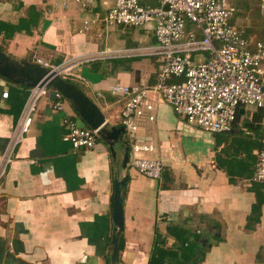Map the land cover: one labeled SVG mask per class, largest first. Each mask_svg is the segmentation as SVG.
<instances>
[{"label":"crops","instance_id":"obj_1","mask_svg":"<svg viewBox=\"0 0 264 264\" xmlns=\"http://www.w3.org/2000/svg\"><path fill=\"white\" fill-rule=\"evenodd\" d=\"M114 3L94 0L83 8L76 0H0L1 64L36 63L37 58L59 64L104 48L139 46L111 47L102 41L108 26L103 19ZM155 41L153 36L150 44ZM127 59L84 62L75 69L79 76L63 77L101 109L108 129L123 126L126 98L113 86L154 84L160 71V63L151 67ZM30 88L0 72V161ZM57 92L49 88L37 101L33 122L0 180V264H113L115 181L125 175L123 246L115 264H149L157 233L166 237L167 246L175 243L167 233L169 224L201 235V264H264V204L253 213V186L264 191V183L252 179L263 136L264 116L259 120L258 109L246 114L243 109L228 132H211L157 101L156 121L133 134L126 129L121 133L129 145L125 167V147L112 151L99 129L87 124L62 93L64 109H56ZM68 119L95 130L96 146L75 148L64 140ZM236 138L252 144L254 158L246 159L250 173L229 174L228 166L217 160L218 155L223 162L247 158L244 145L233 151L230 143ZM134 142L155 146L148 155L163 160L161 179L131 165Z\"/></svg>","mask_w":264,"mask_h":264},{"label":"built area","instance_id":"obj_2","mask_svg":"<svg viewBox=\"0 0 264 264\" xmlns=\"http://www.w3.org/2000/svg\"><path fill=\"white\" fill-rule=\"evenodd\" d=\"M76 1L83 8H90L94 3V0ZM235 1L115 0L103 19L105 24L149 25L155 34L154 43L104 48L59 64L40 58L36 62L67 78L79 76L75 69L92 60L153 57L160 63L154 84L117 83L113 86L114 91L126 98L121 110L125 129L133 134L142 124L156 121V102L163 101L191 124L211 132H228L244 106L264 111V42L251 41L232 22L237 11ZM261 11L264 13V0H261ZM88 23L86 19L85 25ZM172 77L180 80L171 82ZM48 90L45 85L29 89L22 115L0 161V180L15 148L33 122L37 101ZM64 101L62 94L57 92L54 107L64 109ZM64 140L75 148H93L97 144V132L79 125L77 120L68 119ZM154 150L153 144L134 142L130 163L143 175L161 179L163 160L148 155ZM252 179L264 183V118L262 146Z\"/></svg>","mask_w":264,"mask_h":264},{"label":"water","instance_id":"obj_3","mask_svg":"<svg viewBox=\"0 0 264 264\" xmlns=\"http://www.w3.org/2000/svg\"><path fill=\"white\" fill-rule=\"evenodd\" d=\"M2 60V59H1ZM0 60V61H1ZM4 61V60H3ZM2 62V61H1ZM0 62V72L11 77L16 82H22L29 87L36 85L47 86L48 88H56L65 97L70 99L83 120L94 129H99L103 139L110 145L112 151L116 146L125 147V155L123 165L126 167L129 162V145L127 141H123L121 133H124L125 127L107 128V123L101 109L75 85L68 82L60 74L53 71L38 62H23L14 64L13 62H5L2 65ZM243 109H241V112ZM129 175H125L122 179L115 181L114 191V208L113 221L115 223V234L112 236L113 253L111 256L113 264L118 260L119 253V236L124 228V197L123 189L126 187Z\"/></svg>","mask_w":264,"mask_h":264},{"label":"trees","instance_id":"obj_4","mask_svg":"<svg viewBox=\"0 0 264 264\" xmlns=\"http://www.w3.org/2000/svg\"><path fill=\"white\" fill-rule=\"evenodd\" d=\"M241 114V110L238 116ZM255 115L259 116V120H261L264 116V111L262 109H258ZM237 116V117H238ZM233 151L236 153L243 148L247 150L246 157L238 161L235 156L230 157L228 161L223 162L220 159V155H218L217 160L220 165L226 164L229 169L227 172L234 171H247L252 172L250 168V163L247 162L246 159L254 158L252 154L253 147L250 141L241 140L239 138L233 139L230 143ZM247 146V147H246ZM228 147H224L222 152H226ZM230 181L234 182L235 178L230 177ZM255 192L257 193V202L253 205V213L259 212L264 204V191H260L263 187L253 186ZM123 194H126V191H123ZM167 233L173 237H175L176 241L173 246L166 245V237L157 233L155 239V245L151 252V256L149 259V264H201L205 257V250L201 247L200 239L201 235L197 232L191 233L190 230L182 227L179 224H169L167 227ZM122 237L119 242V249H122Z\"/></svg>","mask_w":264,"mask_h":264},{"label":"rangeland","instance_id":"obj_5","mask_svg":"<svg viewBox=\"0 0 264 264\" xmlns=\"http://www.w3.org/2000/svg\"><path fill=\"white\" fill-rule=\"evenodd\" d=\"M235 5L237 11L232 17V22L242 29L251 41L260 40L264 42V13L261 11V0H236ZM153 36H155L154 31L149 25L109 24L107 30L105 28L103 30L102 41H107L111 47L122 46L124 44L148 45L153 41ZM131 60L148 62L151 67L154 65L157 67V64H159L155 58L149 56L129 58L127 62ZM179 80L177 77L170 79L171 82ZM242 109L245 110L243 114L250 113L253 110L256 111V108L253 106H244Z\"/></svg>","mask_w":264,"mask_h":264}]
</instances>
